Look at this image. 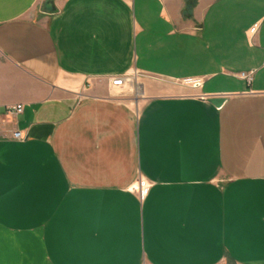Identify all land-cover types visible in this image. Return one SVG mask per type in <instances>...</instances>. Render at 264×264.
Here are the masks:
<instances>
[{
    "label": "crops",
    "instance_id": "crops-1",
    "mask_svg": "<svg viewBox=\"0 0 264 264\" xmlns=\"http://www.w3.org/2000/svg\"><path fill=\"white\" fill-rule=\"evenodd\" d=\"M0 264H264V0H0Z\"/></svg>",
    "mask_w": 264,
    "mask_h": 264
},
{
    "label": "built area",
    "instance_id": "built-area-1",
    "mask_svg": "<svg viewBox=\"0 0 264 264\" xmlns=\"http://www.w3.org/2000/svg\"><path fill=\"white\" fill-rule=\"evenodd\" d=\"M253 74L254 73L252 72L240 73L238 77L247 81L250 84L253 80ZM130 76L131 74L111 78L110 80L111 88L118 90V89H123L129 86L131 87V85L133 84V79L130 78ZM185 83L192 85L193 88H200L202 86L201 80H185ZM23 107H24L23 105H17L14 108H10L11 109L10 112L15 115L21 114L24 111ZM20 133L21 132L16 131L15 134H12L13 138L18 141L25 140V136L21 135ZM145 192H146V187H143L141 190V193L145 194Z\"/></svg>",
    "mask_w": 264,
    "mask_h": 264
},
{
    "label": "rangeland",
    "instance_id": "rangeland-1",
    "mask_svg": "<svg viewBox=\"0 0 264 264\" xmlns=\"http://www.w3.org/2000/svg\"><path fill=\"white\" fill-rule=\"evenodd\" d=\"M130 78L133 79V86H131V88L133 89V87H134L135 89H137V91H139L140 84H141L142 80H144V77L139 73L132 72ZM183 84H185V87H183L184 93H192L193 92V89H191V87H189L190 84H187L185 82H183Z\"/></svg>",
    "mask_w": 264,
    "mask_h": 264
},
{
    "label": "water",
    "instance_id": "water-1",
    "mask_svg": "<svg viewBox=\"0 0 264 264\" xmlns=\"http://www.w3.org/2000/svg\"><path fill=\"white\" fill-rule=\"evenodd\" d=\"M225 98H212V99H210V100H208V101H210V103L211 104H213V105H215L216 107H221L223 104H224V102H225V100H224Z\"/></svg>",
    "mask_w": 264,
    "mask_h": 264
},
{
    "label": "bare ground",
    "instance_id": "bare-ground-1",
    "mask_svg": "<svg viewBox=\"0 0 264 264\" xmlns=\"http://www.w3.org/2000/svg\"><path fill=\"white\" fill-rule=\"evenodd\" d=\"M135 88L133 87V90H134ZM137 91V90H136ZM115 93V92H114ZM121 93V92H120ZM122 96V95H121ZM138 188V187H137Z\"/></svg>",
    "mask_w": 264,
    "mask_h": 264
}]
</instances>
